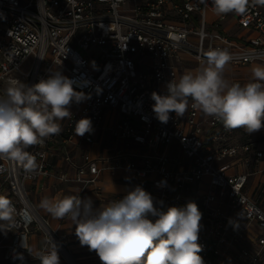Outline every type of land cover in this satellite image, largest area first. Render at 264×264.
Segmentation results:
<instances>
[{
  "label": "built area",
  "instance_id": "2783aa9c",
  "mask_svg": "<svg viewBox=\"0 0 264 264\" xmlns=\"http://www.w3.org/2000/svg\"><path fill=\"white\" fill-rule=\"evenodd\" d=\"M227 16H217L211 0H0V95L11 79L32 85L53 71L84 94L59 121V134L26 149L32 167L0 158V195L16 208L12 222H0L9 229L4 264H40L36 255L49 247V236L60 264H77L30 199L31 186L52 179L77 187V196L92 194L96 209L136 186L162 211L195 202L204 264H264V147L257 132L227 129L191 99L186 116L171 112L167 123L152 109L151 94H167L178 66H200L210 49H226L234 70L264 65V5L249 0L246 13L230 14L232 25L223 26ZM231 26L236 33L229 34ZM82 118L93 131L78 136ZM106 177L124 191L106 197ZM34 232L43 241L38 251L30 246Z\"/></svg>",
  "mask_w": 264,
  "mask_h": 264
},
{
  "label": "clouds",
  "instance_id": "9594fccd",
  "mask_svg": "<svg viewBox=\"0 0 264 264\" xmlns=\"http://www.w3.org/2000/svg\"><path fill=\"white\" fill-rule=\"evenodd\" d=\"M252 3L264 5V0ZM211 6L217 16L243 15L249 0H211ZM231 60L226 49L204 52L197 69L167 83V94H151L156 118L167 123L171 112L182 117L191 99V107L222 122L227 129L259 131L264 127V65L252 67L251 80L241 85L230 83L224 76ZM7 83L0 95V158L30 168L32 157L26 149L59 134V121L71 116L69 106L82 101L84 94L75 91L73 81L59 71L32 85L19 79ZM92 131L89 118L77 121L76 135ZM41 205L55 218L69 217L80 245L95 251L101 264H204L198 243L202 213L195 202L162 211L150 193L136 186L122 199L99 209L93 208L91 198L74 195L44 198ZM15 213L12 201L0 195V222H12ZM149 215L157 218L153 221ZM8 230L0 224V231ZM48 243L36 258L40 264H60L57 244L50 236ZM18 258L23 259L19 254Z\"/></svg>",
  "mask_w": 264,
  "mask_h": 264
},
{
  "label": "crops",
  "instance_id": "0c3cea01",
  "mask_svg": "<svg viewBox=\"0 0 264 264\" xmlns=\"http://www.w3.org/2000/svg\"><path fill=\"white\" fill-rule=\"evenodd\" d=\"M258 65H262V64H251V65H249V66H247L245 68L238 69V71H242V73H243L242 76L237 78V79L236 78H231V79H227V80L230 83L239 82L241 85H243V84H245V83H247V82H249L251 80V69H252V67L258 66ZM183 66H184L183 64L178 66V79L185 72H187L189 70L197 69L194 66V67H189L186 70H183ZM230 69H232V68H230ZM257 134L259 135L258 139L260 141V145L263 148L264 147V127H262L259 131H257ZM43 183L45 185H43V187L41 189H40V187H38V188H35L36 190L34 191L35 193H40V200H43V198H46L47 196L51 195L52 194V191H51L52 189L55 190L54 197H56V196L63 197V195H74V196H77L78 195L77 193L79 192L77 187H75V186L74 187H67V186H64V185H58L57 182L54 179L49 180L48 182L47 181L43 182ZM102 184H103L102 185L103 190H105L107 192L106 189H108V191H109V192H107V193H109L108 196L117 195V194L121 193L122 191H124V188L121 187L120 185H118L117 183H115L113 181V179L110 178V177L104 178ZM32 189L34 190V187H32ZM79 197H81L82 199L83 198H91V200H93V195L92 194H83V195H80ZM35 207H36V205H35ZM47 215L45 214V215H42V216L45 217ZM49 216H52V215H49ZM51 222H52V225L49 222L51 228H53L55 230H58V234L62 238V241H65V246H66L67 250L69 251V253L72 254V255H75L76 253H79L76 250L79 247H81V245L80 244H76L78 238L75 235V225L73 224L72 220L69 217H65V218L60 219V218H55V217L52 216ZM37 237H39L41 239V241H42L41 236H37ZM42 244H43V241H42ZM42 244L40 245L41 247H43ZM30 246H31V249L33 251H38L41 248V247L40 248L38 247L39 245H37L36 242L32 243V241H31ZM84 251H88V249L87 250H83V252ZM90 257H93V256L92 255H89V256H81V255H79V256L74 257V260L77 261L78 264H81V263H84V260L86 258H90ZM25 263H23V264H25ZM34 264H37V263H34Z\"/></svg>",
  "mask_w": 264,
  "mask_h": 264
},
{
  "label": "rangeland",
  "instance_id": "374dc122",
  "mask_svg": "<svg viewBox=\"0 0 264 264\" xmlns=\"http://www.w3.org/2000/svg\"><path fill=\"white\" fill-rule=\"evenodd\" d=\"M230 14L233 16L234 13L227 14L229 16H227V19H226L225 22L223 21V23H222L223 26L232 25V21H234V20H232V17L230 16ZM226 29L228 30L229 34H234V33L237 32V30L235 28H233L232 26L229 27V28H226ZM89 53H92V50H90ZM198 67H196V68H198ZM242 74H243L242 71L230 69L228 66H226L225 69H224V76H225L226 79H231V78H236L237 79V78L241 77ZM185 116H186V112L184 113V115L182 117H185ZM238 133L240 134V132L238 131L237 133H235V135H238ZM106 190H107V192H109L108 189H106ZM51 191H52V194L49 195V196H47L46 198L54 197L55 190L52 189ZM29 192H30L29 193L30 199L35 203L36 209L38 210V212L40 214H42V215H45V214L47 215L48 214L45 217H46L47 220H49V222L52 225V222H51L52 216H49L51 214L45 208H43L42 205H41L42 200H40V193H35L34 190L32 189V187L29 189ZM108 195H109V193L106 194L105 196L107 197ZM63 196H65V195H63ZM96 206H97V204H93V208L94 209H96ZM4 235H5V233L2 232V231H0V264H4L2 262V260H1V255H2V253L4 251V246L6 244V240L3 239V236ZM33 235H34L33 237H30V244H31V241H32V243L33 242H36L37 245H39L38 247L40 248L41 247L40 245L42 244L41 239L39 237H37V234H35V232L33 233ZM62 243L65 245V241H62ZM76 244H80L79 243V240H77ZM87 249H88V251H84L83 252V250H87ZM76 251H78L79 253H76L75 255L70 254L69 251H68V253L71 255V257L73 258V260H74V257L79 256V255H81V256H89V255H92L93 257L86 258L84 260V263H81V264H101V261H100L98 255L96 254V252L95 251H90L87 246H81ZM76 263L78 264L77 261H76Z\"/></svg>",
  "mask_w": 264,
  "mask_h": 264
},
{
  "label": "bare ground",
  "instance_id": "6f19581e",
  "mask_svg": "<svg viewBox=\"0 0 264 264\" xmlns=\"http://www.w3.org/2000/svg\"><path fill=\"white\" fill-rule=\"evenodd\" d=\"M69 258V257H68Z\"/></svg>",
  "mask_w": 264,
  "mask_h": 264
}]
</instances>
